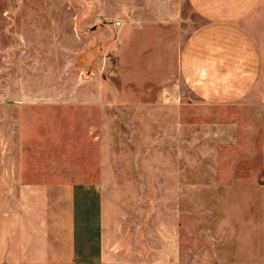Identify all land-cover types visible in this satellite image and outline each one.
I'll use <instances>...</instances> for the list:
<instances>
[{
    "label": "crops",
    "instance_id": "1",
    "mask_svg": "<svg viewBox=\"0 0 264 264\" xmlns=\"http://www.w3.org/2000/svg\"><path fill=\"white\" fill-rule=\"evenodd\" d=\"M120 4L122 59H168L151 77L175 101L125 103L150 138L87 180L24 127L0 135V264H264V0Z\"/></svg>",
    "mask_w": 264,
    "mask_h": 264
},
{
    "label": "rangeland",
    "instance_id": "2",
    "mask_svg": "<svg viewBox=\"0 0 264 264\" xmlns=\"http://www.w3.org/2000/svg\"><path fill=\"white\" fill-rule=\"evenodd\" d=\"M120 2L0 0V135L24 127L84 180L104 164L117 165L121 152L140 149L134 138H150V108L129 110L125 103L175 101L165 93L170 80L151 77L168 73V59L157 73L151 63L137 73L122 59ZM55 134L62 138H48Z\"/></svg>",
    "mask_w": 264,
    "mask_h": 264
}]
</instances>
